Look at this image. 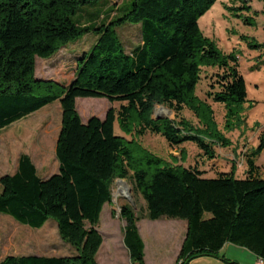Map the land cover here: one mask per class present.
I'll list each match as a JSON object with an SVG mask.
<instances>
[{
	"label": "trees",
	"instance_id": "obj_1",
	"mask_svg": "<svg viewBox=\"0 0 264 264\" xmlns=\"http://www.w3.org/2000/svg\"><path fill=\"white\" fill-rule=\"evenodd\" d=\"M100 1L0 0V130L57 100L62 108L58 173L40 177L32 158L22 154L18 170L0 177V213L33 228L52 218L63 240L78 252L11 254L0 264H100L97 255L104 238L98 226L105 205L112 202L116 178L134 181L146 202V217L187 221L177 264L220 256L228 243L248 248L264 263V177L254 160L243 177L220 172L209 178L195 166L172 165L141 149L114 128L118 120L126 133L160 134L173 147L194 141L213 156L209 141L221 137L206 100L197 94L202 68L218 69L207 93L213 101L232 107L248 98L238 57L224 54L199 25L217 0H133L122 16L83 25L80 17ZM140 22L141 43L129 52L118 29ZM90 32L97 41L77 56L68 84L36 75L37 57L52 58ZM78 97L122 104L117 110L111 107L104 118L84 122ZM158 104L178 116L185 108L194 110L206 129H196L184 117L154 118ZM120 216L131 260L146 264L141 217L129 205L122 206Z\"/></svg>",
	"mask_w": 264,
	"mask_h": 264
},
{
	"label": "rangeland",
	"instance_id": "obj_2",
	"mask_svg": "<svg viewBox=\"0 0 264 264\" xmlns=\"http://www.w3.org/2000/svg\"><path fill=\"white\" fill-rule=\"evenodd\" d=\"M133 0H101L88 7L81 18L83 25L100 22L104 17L114 19L122 16ZM89 13V14H88ZM79 20L78 16L74 17ZM141 22L126 23L119 29V35L130 52L141 43ZM202 33L213 40L224 54L234 53L238 57L239 69L247 84L248 98L241 105L229 107L226 103L213 101L207 93L213 89L211 83L218 72L217 68L203 67L202 79L197 86L198 96L206 101L205 109L211 112L218 138L209 141L213 146V156L194 141L182 146H171L160 134L146 133L137 136L121 130L115 121V132L127 140L140 145L141 149L165 159L172 165L197 167L204 176L217 177L220 172H233L243 177L252 159L260 166L264 177V0H217L199 20ZM140 28V33L138 28ZM141 34V36H140ZM94 32L87 33L82 39L69 43L49 59L36 58V75L68 84L74 77L76 58L89 51L97 41ZM262 45L255 47L254 45ZM77 109L86 122L92 116L104 118L113 107L120 108V102L112 103L108 98L78 97ZM200 112L204 108L199 109ZM154 118H169L178 121L180 117L188 120L196 129H206L202 117L190 108H185L178 116L173 110L156 105ZM62 108L57 100L37 112L0 130V176L12 174L22 153L28 154L38 168L42 178L58 173L59 161L56 156V142L61 129ZM184 150V151H183ZM2 186L0 184V192ZM112 202L106 204L99 223L104 243L100 258L104 264H138L129 259L125 252V221L120 213L123 205L131 206L141 217L143 235L148 246L152 264H161L160 253L166 259L162 264H171L175 246V235L171 230L152 224L154 220L146 217V202L136 190L131 178H116L112 183ZM209 216V215H208ZM161 221L178 223L187 221L162 217ZM113 253L108 254V250ZM76 255V248L60 236L57 222L49 219L41 228L22 224L12 216L0 213V260L8 255ZM190 264H264L258 256L246 247L228 243L220 256H200Z\"/></svg>",
	"mask_w": 264,
	"mask_h": 264
},
{
	"label": "crops",
	"instance_id": "obj_3",
	"mask_svg": "<svg viewBox=\"0 0 264 264\" xmlns=\"http://www.w3.org/2000/svg\"><path fill=\"white\" fill-rule=\"evenodd\" d=\"M22 154H26V153H22ZM20 156H19V158H20ZM18 167H19V160H18V164L16 165L15 170L13 171L12 174H14L18 170ZM141 219H145V218H141ZM141 219L138 221V227H139L140 234H141V236H142V238L144 240V243H145V249H144L145 261H146V264H152L150 256H149V252H148V246H147V243H146V239H145V236L143 235V232H142L143 231V226L141 225ZM161 219L162 218L154 220V222H152V224L156 225V224L160 223L159 227L171 230L172 233H174V235H175V246H174V250L172 252V256H171L170 259L172 261L171 264H177V262H176L177 261V257L179 255L180 249L182 247L183 241H184L185 236H186L187 226L185 224H183L182 226L178 227V223H175L177 221H174L173 223H171L170 221H161ZM103 243H104V241H103ZM102 246H103V244H102ZM100 250H101V248H100ZM100 250H99L98 255H97V260H98V262L100 264H104L103 260L100 258V254H101ZM125 250H126L125 252L129 256V259L131 260L130 253H129V251H128L126 246H125ZM112 251H113V249H111V251L108 250V254L113 253ZM160 255H161V258L159 259V261H160L161 264L166 259L165 257H169L170 256V255L169 256L165 255L163 257L162 253H160ZM260 263H261V260H260Z\"/></svg>",
	"mask_w": 264,
	"mask_h": 264
},
{
	"label": "built area",
	"instance_id": "obj_4",
	"mask_svg": "<svg viewBox=\"0 0 264 264\" xmlns=\"http://www.w3.org/2000/svg\"><path fill=\"white\" fill-rule=\"evenodd\" d=\"M261 263H263V261H261Z\"/></svg>",
	"mask_w": 264,
	"mask_h": 264
}]
</instances>
